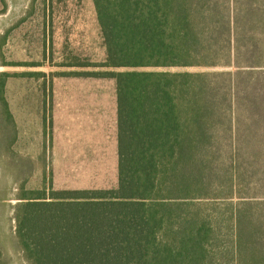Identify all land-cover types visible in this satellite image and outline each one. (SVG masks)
<instances>
[{
	"label": "trees",
	"instance_id": "1",
	"mask_svg": "<svg viewBox=\"0 0 264 264\" xmlns=\"http://www.w3.org/2000/svg\"><path fill=\"white\" fill-rule=\"evenodd\" d=\"M93 2L106 48L93 67L108 71L89 76L116 82L118 185L0 188L25 260L264 264V164L244 159L264 152V0ZM11 77L2 160L17 156Z\"/></svg>",
	"mask_w": 264,
	"mask_h": 264
},
{
	"label": "rangeland",
	"instance_id": "2",
	"mask_svg": "<svg viewBox=\"0 0 264 264\" xmlns=\"http://www.w3.org/2000/svg\"><path fill=\"white\" fill-rule=\"evenodd\" d=\"M0 43V72L12 76L5 97L18 131L17 156L0 159V188L11 197L22 184L41 189L45 175L56 190L116 188V82L89 76L108 71L93 67L106 60L93 0H0ZM244 159L262 165L264 152ZM5 202L0 249L9 264H28L16 241L10 205L17 201Z\"/></svg>",
	"mask_w": 264,
	"mask_h": 264
}]
</instances>
